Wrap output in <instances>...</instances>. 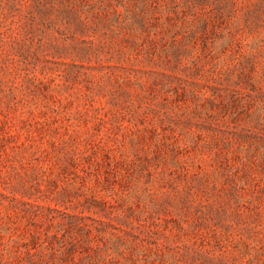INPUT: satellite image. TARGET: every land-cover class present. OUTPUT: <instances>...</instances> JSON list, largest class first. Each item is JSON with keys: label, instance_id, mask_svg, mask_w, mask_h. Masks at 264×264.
<instances>
[{"label": "rangeland", "instance_id": "1", "mask_svg": "<svg viewBox=\"0 0 264 264\" xmlns=\"http://www.w3.org/2000/svg\"><path fill=\"white\" fill-rule=\"evenodd\" d=\"M0 264H264V0H0Z\"/></svg>", "mask_w": 264, "mask_h": 264}]
</instances>
